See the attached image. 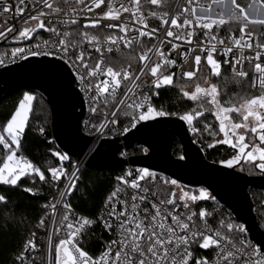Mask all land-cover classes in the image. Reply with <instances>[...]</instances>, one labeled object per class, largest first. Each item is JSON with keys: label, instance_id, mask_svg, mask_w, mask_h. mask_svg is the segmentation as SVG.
<instances>
[{"label": "snow or ice", "instance_id": "obj_1", "mask_svg": "<svg viewBox=\"0 0 264 264\" xmlns=\"http://www.w3.org/2000/svg\"><path fill=\"white\" fill-rule=\"evenodd\" d=\"M167 4L168 0H0V42L15 45L0 53V65L31 57H52L70 65L90 112L99 117L90 126V134L98 137L115 134L121 116L130 121L120 133L126 134L140 122L175 115L157 109L151 100L158 90L177 87L182 98L195 105L178 119L193 134H207V147L233 150L231 158L221 161L223 166L244 171L247 165L249 174L258 169L264 176V32L257 31V26L264 28V16L259 10L251 12L252 3L246 8L238 0H184L178 12L166 11ZM222 30L225 37L220 36ZM122 50L126 60L114 64L112 54ZM226 66L237 84L247 82L256 94L229 96L213 82L223 78ZM174 78L185 82L174 84ZM33 100L25 93L0 126V185L17 187L24 177L32 178V184L35 178L46 181L45 171L18 155ZM206 113L215 118L216 127L205 122L201 132L197 122ZM52 156L58 166L46 168L49 182L55 186L63 178L67 183L55 203L44 205L52 216L47 264H264V245L248 239L244 225L214 216L200 203L215 200L206 189L193 193L177 179L158 177L147 168L115 178L96 220L75 216L66 197L76 190L79 169L70 164L73 170L68 172L66 153ZM24 191L35 194L32 188ZM0 203H7L5 195L0 194ZM97 221L110 239L93 256L81 245L86 230ZM44 226L41 218L37 227ZM53 235L59 237L55 242ZM209 250L211 259L194 254ZM38 251L32 232L16 260L30 264L38 259Z\"/></svg>", "mask_w": 264, "mask_h": 264}, {"label": "water", "instance_id": "obj_2", "mask_svg": "<svg viewBox=\"0 0 264 264\" xmlns=\"http://www.w3.org/2000/svg\"><path fill=\"white\" fill-rule=\"evenodd\" d=\"M11 45V44H8ZM20 92L42 95L51 113L52 138L61 153L81 161L91 144L83 133L86 108L71 70L60 61L29 59L0 71V104ZM184 159L173 154L176 144ZM147 149L129 161L121 159L123 151ZM128 165L147 168L165 175L193 190L206 189L215 200L244 224L250 238L264 245L250 190L264 192V176H249L207 160L193 141L188 125L175 117L146 121L122 140L103 141L85 160V168L101 173L123 169Z\"/></svg>", "mask_w": 264, "mask_h": 264}, {"label": "trees", "instance_id": "obj_3", "mask_svg": "<svg viewBox=\"0 0 264 264\" xmlns=\"http://www.w3.org/2000/svg\"><path fill=\"white\" fill-rule=\"evenodd\" d=\"M253 1L238 0V3L247 8L248 4ZM256 1L264 7V0ZM174 4L175 0H168L165 10L171 12ZM257 31L264 32V28L257 26ZM222 33L226 34L223 30ZM261 39H264V37H261ZM7 48L5 47V49ZM126 57L127 54L121 51L117 55L112 56V61L114 64L122 63L126 60ZM222 77L219 80L213 78V82H218V86L229 96L242 94L246 91L256 94L253 90L246 87L247 82L237 84L227 71L222 72ZM175 83L183 84L184 82L174 79ZM25 93L32 94L34 101L18 155L24 156L40 167L42 171H45L46 181L40 182L38 178H35L36 183L32 184V178L24 177L18 182L17 187L0 185V194L5 195L7 198L6 204L0 203V264H14L24 241L31 237V233L36 232V235L43 234L44 230L37 227L38 222L45 217L46 208L44 205L48 204L56 196V188L49 182L46 168L58 166V160L52 156V152H60V150L52 138L51 113L46 99L38 93L31 92H20L10 96L0 104V126L10 118ZM158 93V95L152 96L154 107L175 113V115L166 117L178 118L180 114L195 106L192 102L182 98V94L177 87L162 88L158 90ZM124 118L122 120L123 125L126 124V117ZM214 121V117L210 113H206L204 117L200 118V122H197V126L202 132L203 123L206 122L213 125ZM41 128L44 129L43 133L40 132ZM191 135L195 144L203 150L208 161L219 164V162L228 159L231 155L230 149L224 146L207 147L206 141L211 139L204 140V134L191 133ZM145 153L143 148H135L130 151L132 157H139ZM2 154V151H0V156ZM173 154L176 158L182 156V147L179 143L176 144ZM72 161L75 162L76 159ZM123 171V169H120L101 173L92 169H83L79 175L76 190L72 192L68 199L71 208L78 213L96 219L101 212L106 196L116 184L115 178L121 176ZM24 188H32L35 194L25 192ZM250 194L255 204V213L259 225L264 231V204L261 198L264 192L250 190ZM203 204L211 203L206 202ZM221 214L223 216L228 215L229 211L226 208H221ZM45 226H47V221ZM106 240H108L107 236L96 225L86 234L83 248L93 256L99 255L105 246L104 242Z\"/></svg>", "mask_w": 264, "mask_h": 264}, {"label": "built area", "instance_id": "obj_4", "mask_svg": "<svg viewBox=\"0 0 264 264\" xmlns=\"http://www.w3.org/2000/svg\"><path fill=\"white\" fill-rule=\"evenodd\" d=\"M183 3H184V0H175V4H174V7H173V9H172V11L171 12H178L179 11V8H178V4L179 5H183ZM9 23H12V21H9ZM154 23H158V22H154ZM227 34H224V33H222V31L220 32V36L221 37H225ZM44 38H47V34H44ZM12 46H15V45H8V44H6V43H4V42H0V48L1 47H4V48H1L0 49V53H4L5 52V47L7 48V49H10ZM123 51V50H122ZM118 53H113L112 54V56H115V55H117ZM8 55H10V52L8 53ZM173 55H175V54H173ZM246 55H247V53H246ZM29 59H49V60H53V61H60V60H58V59H53L52 57H31V58H29ZM28 59V60H29ZM26 61V60H25ZM22 62H24V61H17V62H15V63H5L4 65H0V71H2V70H4V69H6V68H9V67H12V66H15V65H17V64H20V63H22ZM60 62H62V61H60ZM63 63V62H62ZM178 63H179V59H178ZM64 64V63H63ZM70 70H71V72L73 73V75H74V78H75V73H74V71H73V69L71 68V66L70 65H66ZM245 70L247 71L248 70V68H247V64L245 65ZM173 71H177L178 72V70H176V69H173ZM223 71H227L228 73H229V75L232 77L233 76V73L231 72V69H230V67H224L223 69H222V72ZM178 74H179V72H178ZM175 79V78H174ZM180 81H183V82H185L184 80H180ZM75 82H76V87L78 88V81L75 79ZM78 90H79V88H78ZM81 93V92H80ZM81 95H82V98H83V101H84V104H85V108H86V117H85V119H84V121H83V133L87 136V137H89V138H91V144H90V146H89V148H88V150H87V152H86V154H85V157H86V159L91 155V154H93V152L96 150V148L103 142V141H105V140H115V139H120V140H122L124 137H126L128 134H130L131 132H133L137 127H139V126H141V124L142 123H144V122H140L138 125H137V127L135 128V129H131L128 133H126V134H120L121 132H122V129H123V127H129L130 126V121H129V119L128 118H126V124L125 125H123L122 124V120L123 119H125L123 116H121V117H119V119H120V121H121V123L120 124H118L117 126H116V129H117V131H116V133L115 134H107V135H105V136H103V137H98L96 134H90V126H91V123L92 122H95L96 120H98L99 119V117L98 116H96V117H94L93 116V114L90 112V110H89V108H90V102H89V100L87 99V97L85 96V94L84 93H81ZM151 103L153 104V102H152V100H151ZM153 106H154V104H153ZM88 122V124H86L85 122ZM191 132V131H190ZM192 133V132H191ZM120 157H121V159H123V160H126V161H129L131 158H132V156L130 155V151L128 152V151H123L122 153H121V155H120ZM85 159V160H86ZM73 159L72 158H70V161H65L64 163H65V165L67 166V170H68V172L70 173L72 170H73V168L71 167V166H69L70 164H72V165H75V167L76 168H78L79 169V172H78V177H79V175H80V173L82 172V170L83 169H85V160H81V161H78V160H76L75 162L74 161H72ZM137 169H140V168H138V167H133V166H130V165H128L127 167H125V168H123V173H122V175H124L125 173H127V172H129V171H135V170H137ZM157 173V172H156ZM158 174V177L159 176H164V177H167V176H165V175H162V174H159V173H157ZM167 178H169V177H167ZM171 179V178H170ZM67 183V181L66 180H64L63 178H61V181L60 182H58L56 185H55V193H56V196H55V198L54 199H52L49 203H55L56 202V200L58 199V195H59V192L60 191H62L63 190V188H64V185ZM69 197L70 196H68V197H66V199L68 200L69 199ZM206 202H209V203H211V204H203V203H206ZM48 203V204H49ZM203 206H205L206 207V209L208 210V211H213V214H214V216H220V217H222V218H224V219H229L230 218V220H231V222H233L234 224H242V223H240V222H238L236 219H235V217H234V215L229 211V214L228 215H225V216H223L222 214H221V208H225V207H223L221 204H219L216 200H209V201H203V203L202 202H200ZM58 208H59V205L57 206ZM73 210V214L75 215V216H83V217H85V218H88V219H90V220H96V219H92V218H90V217H88V216H86V215H84V214H81V213H78L77 211H75L74 209H72ZM102 211H103V207H102V209H101V212H100V214L99 215H101L102 214ZM46 212L47 213H49L47 216H45L43 219H45V223H46V221H47V226H44L42 229L44 230V232H43V234H40V235H36V243H37V246H38V248H39V251L37 252V253H35V255L38 257V259L37 260H35V261H31L30 262V264H47V255H48V252H47V238H48V231H49V229L51 228V220H52V216H51V214H50V209H46ZM212 223V226L213 227H215V225H216V222L215 221H212L211 222ZM99 226L100 227V229L102 230V232L107 236V239H110V237L108 236V233L103 229V227L102 226H100V224H99V222L97 221V223L96 224H94L93 225V227L94 226ZM242 225H244V224H242ZM92 227V228H93ZM244 227H245V225H244ZM92 228H90V229H92ZM90 229H87L86 231H87V233H88V231H90ZM245 229H246V227H245ZM247 230V229H246ZM61 236H63V230L61 231V234H60ZM247 235H248V239H250L254 244H256L251 238H250V235H249V233L247 232ZM31 238V237H30ZM58 238L59 237H56L55 235H53V241L55 242V241H57L58 240ZM85 241H86V235H84L83 237H82V247L85 245ZM257 245V244H256ZM258 246V245H257ZM53 253H54V250H53ZM194 254H197V255H208V257H209V259H211V257H212V251L211 250H209L207 253H204L203 251H201V252H199V253H194ZM14 264H20V262L19 261H17V260H15V263Z\"/></svg>", "mask_w": 264, "mask_h": 264}, {"label": "rangeland", "instance_id": "obj_5", "mask_svg": "<svg viewBox=\"0 0 264 264\" xmlns=\"http://www.w3.org/2000/svg\"><path fill=\"white\" fill-rule=\"evenodd\" d=\"M252 5H253V7H252V9H251V12L255 15L256 13H257V10H259V14L261 15V16H264V7H263V5L261 4V3H259V2H257L256 0H254L253 2H252ZM214 8L216 7L215 5L213 6ZM192 89H189V91H191ZM29 94V93H28ZM32 95V94H31ZM233 116L235 117V114H233ZM159 118V117H158ZM214 120H215V118H214ZM213 127L215 128L216 127V122L214 121V123H213ZM218 139L220 138V137H217ZM204 140L205 139H211L210 137H208L207 136V134H204V138H203ZM211 141V140H210ZM210 141H206V145H208V143L210 142ZM217 146H224V147H226V148H228L227 146H225V145H217ZM216 146V147H217ZM228 149H230V148H228ZM232 152H233V150L232 149H230V153L232 154ZM229 158H231V155L229 156ZM219 164L220 165H222L223 166V164L221 163V162H219ZM235 169H237L238 171H240L239 170V168H235ZM240 172H242V173H245V174H248V175H251V176H262V175H259L258 173H259V170L258 169H254V170H252V173L251 174H249V169H248V166L247 165H245V168H244V171H240ZM183 186V185H182ZM183 187H185V186H183ZM185 188H187V187H185ZM188 190H191L193 193H195V192H198V190H193V189H189V188H187ZM262 198V201H263V204H264V195L261 197Z\"/></svg>", "mask_w": 264, "mask_h": 264}, {"label": "crops", "instance_id": "obj_6", "mask_svg": "<svg viewBox=\"0 0 264 264\" xmlns=\"http://www.w3.org/2000/svg\"><path fill=\"white\" fill-rule=\"evenodd\" d=\"M34 101V100H33ZM29 116H30V113H29ZM29 120V119H28ZM27 123H28V121H27ZM26 126H27V124H26ZM26 129V128H25Z\"/></svg>", "mask_w": 264, "mask_h": 264}, {"label": "bare ground", "instance_id": "obj_7", "mask_svg": "<svg viewBox=\"0 0 264 264\" xmlns=\"http://www.w3.org/2000/svg\"><path fill=\"white\" fill-rule=\"evenodd\" d=\"M86 159V157H84V159L83 160H85Z\"/></svg>", "mask_w": 264, "mask_h": 264}]
</instances>
